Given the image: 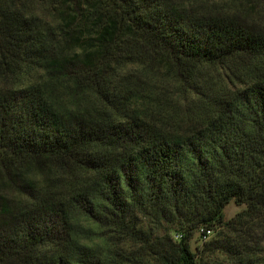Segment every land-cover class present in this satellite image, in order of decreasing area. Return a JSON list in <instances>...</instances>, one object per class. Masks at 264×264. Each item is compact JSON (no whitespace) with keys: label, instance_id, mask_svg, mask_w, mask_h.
<instances>
[{"label":"trees","instance_id":"16d2710c","mask_svg":"<svg viewBox=\"0 0 264 264\" xmlns=\"http://www.w3.org/2000/svg\"><path fill=\"white\" fill-rule=\"evenodd\" d=\"M0 264H264V0H0Z\"/></svg>","mask_w":264,"mask_h":264},{"label":"rangeland","instance_id":"374dc122","mask_svg":"<svg viewBox=\"0 0 264 264\" xmlns=\"http://www.w3.org/2000/svg\"><path fill=\"white\" fill-rule=\"evenodd\" d=\"M245 204H237L234 200H232L230 203L227 204V206L224 209V219L229 220L232 217H234L239 211L243 210L245 208ZM191 248L196 251L199 246H201L203 243H201L198 232L195 233L194 237L191 239Z\"/></svg>","mask_w":264,"mask_h":264},{"label":"built area","instance_id":"2783aa9c","mask_svg":"<svg viewBox=\"0 0 264 264\" xmlns=\"http://www.w3.org/2000/svg\"><path fill=\"white\" fill-rule=\"evenodd\" d=\"M214 233V229L208 226H201L198 229V235L200 238L201 243L206 242L207 240L210 239V237L213 235ZM176 237H180L179 235H177Z\"/></svg>","mask_w":264,"mask_h":264}]
</instances>
